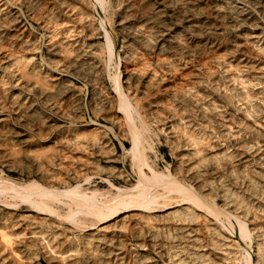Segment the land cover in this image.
Here are the masks:
<instances>
[{
    "label": "rangeland",
    "instance_id": "374dc122",
    "mask_svg": "<svg viewBox=\"0 0 264 264\" xmlns=\"http://www.w3.org/2000/svg\"><path fill=\"white\" fill-rule=\"evenodd\" d=\"M0 264H264V0H1Z\"/></svg>",
    "mask_w": 264,
    "mask_h": 264
},
{
    "label": "bare ground",
    "instance_id": "6f19581e",
    "mask_svg": "<svg viewBox=\"0 0 264 264\" xmlns=\"http://www.w3.org/2000/svg\"><path fill=\"white\" fill-rule=\"evenodd\" d=\"M0 2H1V0H0ZM88 2V1H87ZM87 12V11H86ZM82 18V17H81ZM56 33V32H55ZM49 43L51 44V45H55V41H54V39L52 38V39H50V41H49ZM111 45V44H110ZM112 47V46H111ZM58 48V47H57ZM109 48H110V46H109ZM31 60V59H30ZM32 61V60H31ZM261 67V66H260ZM167 71V70H166ZM123 101H124V103H123V107L124 108H126L127 107V105H128V101H127V98H123ZM130 106V105H129ZM125 110V109H124ZM128 110V109H127ZM214 148V147H213ZM160 175V174H159ZM157 177H158V175H157ZM160 177V176H159ZM30 187V186H29ZM178 187V186H177ZM74 190V189H73ZM176 190V189H175ZM180 190V192L182 191L183 192V188L182 189H179ZM184 191H186V190H184ZM39 193V192H38ZM30 196V195H29ZM38 196H41V197H43V199H44V196H47V192L44 190H42L39 194H38ZM233 196V195H232ZM31 197V196H30ZM29 197V198H30ZM37 197V196H36ZM50 197H52V196H50ZM190 197V196H189ZM195 197V196H194ZM40 198V197H39ZM32 199V200H31ZM31 199H29L30 201H31V203H32V205L33 206H35V207H38V208H40V207H43V209H46V204H44V200L43 201H39V202H37V201H35V199L33 200V198H31ZM46 199V198H45ZM41 200V199H40ZM46 201V200H45ZM29 202V201H28ZM126 202V201H125ZM150 203V202H149ZM118 205V204H117ZM120 205V204H119ZM124 204H122V206H123ZM128 205V204H127ZM121 206V205H120ZM126 206V205H125ZM114 207H117V206H114ZM118 208V209H117ZM115 210H114V212H116V211H118L119 210V206L117 207ZM41 209V208H40ZM112 209V208H111ZM48 209H46V211H47ZM109 210V209H108ZM98 213L101 211H103V210H96ZM110 212L112 213L113 211H111L110 210ZM89 214V213H88ZM100 214V213H99ZM98 214V215H99ZM113 214V213H112ZM71 215V216H70ZM74 215H75V212H74V214L72 213V214H69V216H70V219L72 218V217H74ZM91 215V214H90ZM109 217H111V214L109 213H104L101 217H99L100 218V221L102 220V221H106ZM71 220H73V218L71 219ZM74 221V220H73ZM103 223V222H102ZM81 224V223H80ZM8 236V235H7ZM259 249V248H258ZM199 254V253H198Z\"/></svg>",
    "mask_w": 264,
    "mask_h": 264
}]
</instances>
